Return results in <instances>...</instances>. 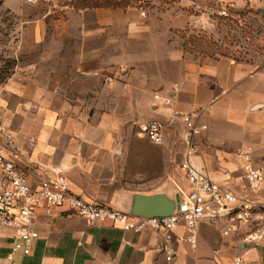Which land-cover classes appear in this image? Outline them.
I'll return each instance as SVG.
<instances>
[{
    "label": "crops",
    "instance_id": "obj_1",
    "mask_svg": "<svg viewBox=\"0 0 264 264\" xmlns=\"http://www.w3.org/2000/svg\"><path fill=\"white\" fill-rule=\"evenodd\" d=\"M44 1L48 10L25 28L27 52H42L26 63L24 75L15 74L0 103V120L10 116L0 123L4 153L31 182L61 173L75 196L125 212L134 195L173 199L175 189L188 188L180 168L186 128L169 123L178 110L206 126L195 138L191 162L223 189L252 198L239 157L250 150L262 172L256 197L264 202V44L263 56L253 62L189 53L178 33L211 35L217 27L213 7L197 0H155L167 8L155 7L145 17L127 0ZM79 2L99 5L81 8ZM197 8L203 12L192 13ZM117 32L124 35L121 44ZM102 48L103 55L93 54ZM116 48L144 65L134 70L127 64L131 75L141 73L139 85L108 84L111 77L103 74L123 62ZM128 75L119 78L130 81ZM166 98L171 106L164 105ZM149 122L163 125L161 144L142 134ZM34 228L38 238L25 255L12 253L15 231L0 226V264H235L236 258L264 264V238L247 240L253 226L226 236L224 222L202 220L195 249L183 223L173 230L123 231L89 223L67 206L38 208Z\"/></svg>",
    "mask_w": 264,
    "mask_h": 264
},
{
    "label": "built area",
    "instance_id": "obj_2",
    "mask_svg": "<svg viewBox=\"0 0 264 264\" xmlns=\"http://www.w3.org/2000/svg\"><path fill=\"white\" fill-rule=\"evenodd\" d=\"M140 16L145 17L139 0ZM226 15L225 11L221 12ZM164 105L171 106V99L166 98ZM181 121L186 128L185 158L180 163L187 190H181L180 203L175 214L168 217L140 218L124 214L106 205L84 200L70 191L66 177L61 173L31 182L28 176L17 169L14 162L4 153L0 140V226L15 231L11 245L12 253L29 254V244L38 238L34 228L36 210L40 207L51 210L67 206L89 223L107 222L112 227L123 231L141 232L150 230H173L183 223L186 241L193 249L197 246V225L200 221L224 222V235L236 233L243 226H253L247 240L261 241L264 238V202L257 199L262 183V172L253 164L250 150L243 151L239 157L243 160L242 176L252 198H240L223 189L211 180L203 168L191 162L196 153L195 138L206 129L197 125L190 114L172 110L170 124ZM144 137L153 144H161L164 127L158 122H149L142 129ZM235 264H247L236 258Z\"/></svg>",
    "mask_w": 264,
    "mask_h": 264
},
{
    "label": "rangeland",
    "instance_id": "obj_3",
    "mask_svg": "<svg viewBox=\"0 0 264 264\" xmlns=\"http://www.w3.org/2000/svg\"><path fill=\"white\" fill-rule=\"evenodd\" d=\"M129 4L133 5L138 13L139 10V0H127ZM141 8L145 12L151 10L155 7L165 9L168 4L162 1L155 0H142ZM200 4L203 2L212 8L209 10L210 18L216 24V32L214 34L200 33L196 30L188 29L185 32H180L177 34L178 39H183L184 44H186V49L189 53L194 56L201 55L200 52L193 50V47L189 45L190 42L199 41L200 38L205 37L207 42H213L214 46L211 47L210 52L226 55L228 58H232L238 61H255L263 56L262 49L264 44V16H262L258 10H264V0H197ZM159 3V5L157 4ZM258 8V9H257ZM48 10V5L44 0H38L36 3H27L20 0H0V103L3 100V96H6L10 82L15 78V74L22 72L24 75V68L26 63L30 60L37 58V53H41L42 50L38 49L37 52L33 50L28 53L25 48L26 25L31 21L41 19V16ZM53 18L58 19L60 15V9H54ZM202 10L200 8L194 9L193 12L198 14ZM225 11L226 15H222L221 12ZM203 12V11H202ZM140 15V13H139ZM239 16V17H238ZM244 17V18H243ZM118 38V43L124 39V35L121 32L116 33ZM99 47V44H95ZM115 55H118L123 62L114 65V70L111 73L103 74L105 76L111 77L107 81L102 77V82L111 83V81L119 82L117 86L123 88L124 83H128L132 86H137V78L141 73H132L127 67V64L133 63L136 66L132 69L136 70L144 68L143 64H139L136 58L131 57V53H127L126 49L116 48L113 50ZM105 53V49H98L93 54ZM118 70V75L116 71ZM115 72V73H114ZM140 72V71H139ZM130 74V81L120 80L121 75ZM116 75V79H115ZM138 76V77H137ZM134 78V79H133ZM105 80V81H104ZM122 83V85H121ZM2 94V95H1ZM2 99V100H1ZM4 101V100H3ZM1 112V108H0ZM38 113H35V115ZM43 114V112H42ZM40 114V115H42ZM52 115L53 119H58V114H48L44 113L43 116L49 117ZM54 115V116H53ZM3 116V115H2ZM1 117V113H0ZM10 120L8 113L7 117H3L2 120ZM0 120V123L1 121ZM138 129V126H135ZM1 136V135H0ZM6 143L10 144V137L8 135L3 136ZM248 258H245L247 261Z\"/></svg>",
    "mask_w": 264,
    "mask_h": 264
},
{
    "label": "water",
    "instance_id": "obj_4",
    "mask_svg": "<svg viewBox=\"0 0 264 264\" xmlns=\"http://www.w3.org/2000/svg\"><path fill=\"white\" fill-rule=\"evenodd\" d=\"M258 12L264 16V10L259 9ZM179 203L180 194L176 189L173 199L168 198L164 194L152 196L134 195L130 210L119 212L140 218L168 217L175 214L178 210Z\"/></svg>",
    "mask_w": 264,
    "mask_h": 264
},
{
    "label": "trees",
    "instance_id": "obj_5",
    "mask_svg": "<svg viewBox=\"0 0 264 264\" xmlns=\"http://www.w3.org/2000/svg\"><path fill=\"white\" fill-rule=\"evenodd\" d=\"M137 1V0H134ZM109 4H115L118 1L116 0H106ZM99 4L97 2H93V4H89L88 2H79L76 4L77 7L86 8V7H97ZM189 45L193 47V50H196V52H200L201 54H204L209 57H216L217 54L211 53V47L214 46L213 42H207L205 37L200 38L199 41H193L190 42ZM184 48L186 49V44H184ZM187 50V49H186ZM218 56L226 57L224 54L218 53Z\"/></svg>",
    "mask_w": 264,
    "mask_h": 264
}]
</instances>
